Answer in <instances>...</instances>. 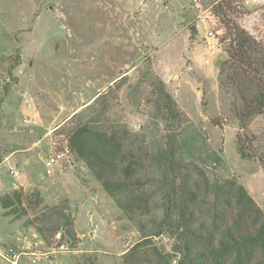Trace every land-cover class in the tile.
Wrapping results in <instances>:
<instances>
[{
	"label": "rangeland",
	"instance_id": "374dc122",
	"mask_svg": "<svg viewBox=\"0 0 264 264\" xmlns=\"http://www.w3.org/2000/svg\"><path fill=\"white\" fill-rule=\"evenodd\" d=\"M217 1L202 0L201 12L194 0H0V264H153L154 247L179 264L171 176L170 196L195 207L194 220L212 222V205L233 218L228 180L264 210V113L242 128ZM226 1L227 17L264 43V0ZM160 81L176 120L157 105ZM82 117L140 156L128 171L131 211L73 152L47 171ZM169 148L174 172L157 160Z\"/></svg>",
	"mask_w": 264,
	"mask_h": 264
},
{
	"label": "trees",
	"instance_id": "16d2710c",
	"mask_svg": "<svg viewBox=\"0 0 264 264\" xmlns=\"http://www.w3.org/2000/svg\"><path fill=\"white\" fill-rule=\"evenodd\" d=\"M229 3L226 0H218L216 9L223 15L226 34L231 38L227 48L228 70L234 66L239 73V76H234L236 81L233 88L237 89L234 110L242 128L247 129L255 116L264 113V43L227 17V8L231 7ZM156 102L159 109L166 110L168 118L178 119L181 112L177 102L162 81L158 84ZM77 124L69 134L71 151L92 170L102 186L114 197L117 205L131 211L138 196L136 191L132 190L131 172L128 171L140 163V156L134 157V151H124L121 141H117L108 131L93 126L90 119L82 117ZM240 150L243 156L246 155L242 145ZM158 158L174 172L173 148L161 153L157 160ZM173 178L174 176H171L166 179L170 180L166 189L169 192L170 207H174L176 212L172 224L176 231H180L183 241V253L177 259L179 264H264V210L242 184L228 180L225 181L227 184L223 183L222 187L220 185L223 203L230 205L235 201V215L231 220L224 213L222 217L216 206L212 205L213 220L208 223L194 220L195 207L189 202L178 201L176 197L170 196V190L177 188ZM37 196L39 198V194ZM152 234L154 233H148L146 236ZM150 241L149 237L141 244ZM153 253V264H174L159 247H154Z\"/></svg>",
	"mask_w": 264,
	"mask_h": 264
},
{
	"label": "built area",
	"instance_id": "2783aa9c",
	"mask_svg": "<svg viewBox=\"0 0 264 264\" xmlns=\"http://www.w3.org/2000/svg\"><path fill=\"white\" fill-rule=\"evenodd\" d=\"M194 5L196 6V8L199 11L202 12L204 10L202 0H194ZM205 40H206L207 44L210 46V48H216V47H219L218 45H221L219 31H215L213 29H209L206 32ZM62 150H64V151H58L57 153L51 154L48 157V160L46 162V167H47L48 172H52L54 165L60 161V159L65 155V153L67 155V153L72 152L69 144H67V146L64 147ZM11 171H12L13 175H15V176L19 175L18 170L12 168ZM4 255L7 256L8 259L13 263H16L18 261V258L20 257V253L18 252L17 248L14 246H9L8 249L6 250V254H4ZM177 261L178 260L175 259V263Z\"/></svg>",
	"mask_w": 264,
	"mask_h": 264
}]
</instances>
